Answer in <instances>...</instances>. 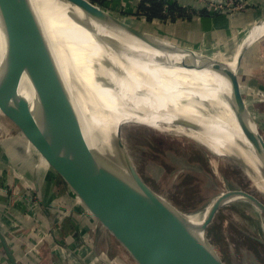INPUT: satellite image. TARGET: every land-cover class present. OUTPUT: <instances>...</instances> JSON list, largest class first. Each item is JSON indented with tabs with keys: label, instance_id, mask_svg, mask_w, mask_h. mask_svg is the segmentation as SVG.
I'll return each instance as SVG.
<instances>
[{
	"label": "bare ground",
	"instance_id": "6f19581e",
	"mask_svg": "<svg viewBox=\"0 0 264 264\" xmlns=\"http://www.w3.org/2000/svg\"><path fill=\"white\" fill-rule=\"evenodd\" d=\"M33 2L45 22L68 80L78 85L76 94L92 127L105 132L114 125L134 122L193 139L208 153L218 177L223 178L222 158H236L264 196V173L249 148L229 96V86L221 75L196 66L175 49L163 48L156 39L146 40L135 34L90 0ZM8 32L0 16L2 46L6 44ZM262 34L264 22L244 33L232 53L218 50L208 56L215 66L233 76L244 46ZM27 50L36 70L44 74L40 58L29 43ZM53 134L67 160L80 173L78 176L101 201L107 221L139 252L141 249L130 233L112 215L109 209L114 205L111 192L93 172L84 148L64 131L54 129ZM229 190L224 185L221 193L193 210L174 209L196 264H218L208 254L202 240L203 224L216 201ZM222 207H237L252 217L264 243V213L256 203L240 195H231L224 199ZM144 259L151 262L149 257Z\"/></svg>",
	"mask_w": 264,
	"mask_h": 264
},
{
	"label": "water",
	"instance_id": "95a60500",
	"mask_svg": "<svg viewBox=\"0 0 264 264\" xmlns=\"http://www.w3.org/2000/svg\"><path fill=\"white\" fill-rule=\"evenodd\" d=\"M105 11L112 20L129 27L135 34L146 40L160 41L163 48L177 50L196 66L208 68L226 80L229 96L238 112V122L264 173V136L238 87L237 70L233 76H228L213 64L214 60L207 54L140 31ZM0 16L9 29L5 46L0 44V109L20 123L21 130L41 150L55 170L68 178L70 184L74 185L78 178L86 186L80 196L87 198L88 203H93L94 209L104 214L105 223L113 226L107 221L101 201L96 198L94 190L78 176L67 161L53 130L66 132L84 148L93 165V172L111 192L109 194L114 205L109 209L112 215L130 233L142 253L141 250L135 251L131 243L118 233L131 245L144 264H196L175 218L174 209L178 207L138 175L112 128L103 132L92 127L91 120L85 116L76 94L78 85L72 79L68 80L45 22L33 0H0ZM28 43L37 52L44 74L36 70L31 62ZM36 185L39 192L40 186L37 183ZM229 191L214 204L203 224L205 228L222 207L224 199L231 195L247 198L256 203L264 213V196L259 190L262 197L244 189ZM202 239L214 250L205 234ZM3 242L12 263L18 264L4 237ZM214 252L216 254L215 250ZM144 257H149L151 262H147ZM217 260L221 264L218 257Z\"/></svg>",
	"mask_w": 264,
	"mask_h": 264
},
{
	"label": "rangeland",
	"instance_id": "374dc122",
	"mask_svg": "<svg viewBox=\"0 0 264 264\" xmlns=\"http://www.w3.org/2000/svg\"><path fill=\"white\" fill-rule=\"evenodd\" d=\"M92 2L105 9L95 0ZM175 4L184 8L185 14L175 11L174 16L185 18L199 15L241 16L251 9L261 10V7H257L260 3L256 4L253 0H189L187 4ZM204 11H206L205 14H203ZM255 21L257 22H249V26L242 27V33L238 35L236 43L240 41L244 33L264 22V17L261 18L259 15ZM262 36L264 34L259 35V37ZM249 45L250 43L244 46L246 48L244 56L243 54L241 56L243 57L242 67L239 65L236 78L246 104L264 136V81H260L255 75L246 73L250 66H261L260 68L264 69V40L262 39L258 43V46L261 47L258 54L263 61L255 59L252 53L247 52V49L250 48ZM198 48V52L207 55L218 50L230 54L234 49L230 46L217 50L211 47ZM21 129L20 123L14 121L13 118L5 114L0 115V140H8V145H12V148L15 149L12 159L14 161L17 159L20 162L24 161V158L31 159L29 163L25 164V168L30 171L34 170V172L44 173L52 168L49 160L43 155L41 158L43 162L39 159L34 164L32 156H39L41 150L38 147L35 148L37 152L26 149ZM112 131L144 182L184 211L193 210L212 196L221 193L224 185L230 189L248 190V192L262 197L251 176L236 158H222L223 178H220L210 164L208 153L193 139L134 122L114 125ZM70 165L79 175L78 170L71 163ZM35 166L36 169H34ZM24 177L36 191L38 188L36 183L38 185L40 183L35 180L34 184V179L29 174H24ZM58 177L59 181L55 182L56 189L66 192L59 199L60 205L63 207L60 223L64 231L60 232V236L56 238V247L57 250H60L58 253L71 254V257L76 254L80 257L86 256L85 258L90 260V264H144L131 245L120 236L114 227L105 223L104 214L98 209L95 210L94 204L88 203L87 198L80 196V192H84L86 186L78 178V181L72 185L67 177L59 173ZM83 181L85 182V180ZM29 185L26 183L25 188H28ZM73 221L76 225L73 237L75 245L78 247L69 243L66 236L63 237V232L65 234L71 229ZM49 232L47 236L53 238L51 229ZM260 233L257 222L240 208L221 207L207 228H204L202 237L205 234V238L216 251L221 264H264V243L260 239ZM203 242L207 247L208 254L219 263L214 250L204 240ZM80 260L83 264H88L83 258Z\"/></svg>",
	"mask_w": 264,
	"mask_h": 264
},
{
	"label": "crops",
	"instance_id": "0c3cea01",
	"mask_svg": "<svg viewBox=\"0 0 264 264\" xmlns=\"http://www.w3.org/2000/svg\"><path fill=\"white\" fill-rule=\"evenodd\" d=\"M165 1V5H168L167 18L148 20L140 11L141 0H95L105 10L135 28L137 27L138 30L150 32L193 50H198V47L204 49L211 47L214 50L226 49L228 46L234 48L238 35L242 33V27L249 26V22H257L255 20L259 15L261 18L264 17V0H253L256 4L260 3L257 7H261V10L251 9L241 16L199 15L186 18L177 16L172 18L170 6L175 3L187 4L189 0ZM259 38L253 44L250 43L247 52L252 53L255 59L263 61L258 54L261 50L258 43L264 40V36ZM245 48L242 50L243 56ZM260 67L250 66L246 73L255 75L260 81H264V69ZM1 114L4 115V112L0 109ZM21 134L26 149L31 152L36 150V145L27 135L24 132ZM7 142L8 140H0V264H13L5 248L3 237L18 264H83L80 260L82 258L90 264L86 256L80 257L77 254L75 256L74 252L72 257L71 254L58 253L60 250H57L56 238L60 236V232L64 231L60 223L63 207L59 199L66 192L56 189L55 182L59 181V177L55 168L50 165L52 168L44 173L27 170L25 164L31 159L24 158L22 162L17 159L14 161L12 155L15 149ZM42 155L44 156L40 152L39 156H32L34 164L39 159L42 161ZM54 170L55 172H52ZM24 174H29L40 183L39 192L38 190H26ZM72 225L70 231L68 230L65 234L63 232V237L66 236L69 243L78 247L73 237L76 230L75 221ZM50 229L54 234L51 233L53 238L47 236Z\"/></svg>",
	"mask_w": 264,
	"mask_h": 264
},
{
	"label": "trees",
	"instance_id": "16d2710c",
	"mask_svg": "<svg viewBox=\"0 0 264 264\" xmlns=\"http://www.w3.org/2000/svg\"><path fill=\"white\" fill-rule=\"evenodd\" d=\"M165 4V0H141L139 8L141 13L144 14L148 20L157 18L166 19L167 15L164 10ZM175 11L179 12V14H185L184 8L177 6V4H172L170 6V15L172 18L176 17V15L174 16ZM205 13L206 11L203 12V14Z\"/></svg>",
	"mask_w": 264,
	"mask_h": 264
},
{
	"label": "built area",
	"instance_id": "2783aa9c",
	"mask_svg": "<svg viewBox=\"0 0 264 264\" xmlns=\"http://www.w3.org/2000/svg\"><path fill=\"white\" fill-rule=\"evenodd\" d=\"M164 10H165V13H166V10H168V5H165ZM24 178H25V177H24ZM26 183H29V184H30L29 187L26 188V190H33V189H34L33 187H31V183H30V182H27V180H26ZM36 196H37V195H36Z\"/></svg>",
	"mask_w": 264,
	"mask_h": 264
}]
</instances>
